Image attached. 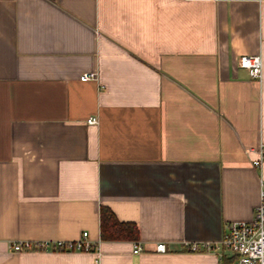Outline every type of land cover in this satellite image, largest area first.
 <instances>
[{"label": "crops", "instance_id": "1", "mask_svg": "<svg viewBox=\"0 0 264 264\" xmlns=\"http://www.w3.org/2000/svg\"><path fill=\"white\" fill-rule=\"evenodd\" d=\"M260 144L264 0H0V264H232L182 244L252 218ZM83 231L98 252L9 248Z\"/></svg>", "mask_w": 264, "mask_h": 264}, {"label": "built area", "instance_id": "2", "mask_svg": "<svg viewBox=\"0 0 264 264\" xmlns=\"http://www.w3.org/2000/svg\"><path fill=\"white\" fill-rule=\"evenodd\" d=\"M238 66L248 71L254 80H261L263 62L260 55H241L238 58ZM80 80H97L94 72L83 73ZM88 124H97L98 118L90 116ZM258 158L253 160L254 166H260L264 159V144H260ZM183 247L189 251H202L217 249L219 252L227 251L232 255V264H264V180L260 181L259 202L255 207L254 214L250 220L232 221L227 224V230L216 242H183ZM13 252L43 251L48 248L60 251L98 252V245L91 242L88 232L83 231L80 237L74 241H14L10 244ZM143 250L139 242L133 243V253ZM155 251L165 252L166 244L159 242L155 244Z\"/></svg>", "mask_w": 264, "mask_h": 264}, {"label": "trees", "instance_id": "3", "mask_svg": "<svg viewBox=\"0 0 264 264\" xmlns=\"http://www.w3.org/2000/svg\"><path fill=\"white\" fill-rule=\"evenodd\" d=\"M138 229L134 223L119 221L107 206L100 207V240L134 239L137 240ZM228 264V262L226 263Z\"/></svg>", "mask_w": 264, "mask_h": 264}]
</instances>
